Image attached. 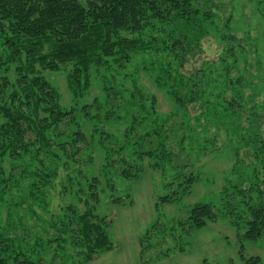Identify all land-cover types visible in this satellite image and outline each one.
<instances>
[{"label": "rangeland", "instance_id": "obj_1", "mask_svg": "<svg viewBox=\"0 0 264 264\" xmlns=\"http://www.w3.org/2000/svg\"><path fill=\"white\" fill-rule=\"evenodd\" d=\"M196 3L200 9H210L214 19L200 27L205 28L208 36L201 41L203 53L183 63L177 74L174 72L181 59L169 51L135 52L123 68L94 71L89 88L81 97L74 98L66 83L65 69L38 70L55 88L60 107H75V118L81 128L94 132L93 144L103 139L106 132L117 148L123 142L127 127L139 121L150 129H159V139H150L148 148L164 143L152 156L137 157L131 147L123 150L122 155L127 160L122 167L131 164L136 167L130 169L132 176L128 178L116 172L119 161H114L116 169L113 166L110 172L103 174L102 169L107 167L97 144L94 150L89 146L81 154H72L69 158L61 156L63 162L68 161L64 168L58 167L57 176L47 187V200L41 195L31 202L25 179L17 182L14 177L0 185L1 224L16 228L19 235L38 234L46 240L55 235L43 231V226L54 218L51 216L58 215L62 205L77 202L73 194L75 186L70 189L71 184L78 180L83 187L84 182L97 178L99 201L94 204V211L110 221L107 235L111 248L85 261L77 258L74 248L67 245L63 258L57 259L55 264L66 261L65 264H241V253L244 257L258 256L260 264H264V238L242 239L239 230L222 215V202L227 197L225 193L231 194L232 185L246 189L249 184H257L259 189L264 188V0H196ZM217 28L241 38L245 48V53L236 51L234 66L251 81V90L243 88L241 92L239 100L244 110L239 116L227 112L225 101L220 100V97L226 101L232 99L229 90L220 92L225 78L220 71L205 75L204 81L199 79L197 86L204 92L196 96L198 104L186 102L187 110L172 96L177 93L187 99L186 77L202 65V61L215 62L222 47L220 38L215 37ZM13 68L11 65L7 71L11 77H14ZM106 85L119 93L114 102L116 106L109 117L106 116L109 108L104 107L98 111V118L90 121L84 117L81 106L94 98L106 105ZM249 92L256 94L250 97ZM253 103L255 107L249 111ZM102 107L103 104H99V109ZM91 111L96 112L95 108ZM252 111L256 113L253 114L255 122L249 121ZM113 157L112 160L117 159L116 155ZM6 162L8 160L2 163L4 168ZM67 167L70 168L66 171ZM74 169L79 172L76 177ZM137 170L140 171L134 175ZM182 175L192 178L187 194L176 202L161 204L159 198L172 189L170 182L176 183ZM69 189L71 192L65 191ZM235 199L234 205L238 208L239 199ZM200 202L213 205L217 218L200 229L184 233L176 225L182 210ZM81 206L79 204V208ZM155 223L164 224L167 232L159 231L150 237L141 257L139 240ZM33 239L30 238L31 242ZM52 244L45 247L46 259L55 252V244ZM162 252L166 255L162 256Z\"/></svg>", "mask_w": 264, "mask_h": 264}, {"label": "trees", "instance_id": "obj_2", "mask_svg": "<svg viewBox=\"0 0 264 264\" xmlns=\"http://www.w3.org/2000/svg\"><path fill=\"white\" fill-rule=\"evenodd\" d=\"M213 19L210 9H200L196 0H0V185L14 177L17 182L25 179L31 202L41 195L47 200V187L57 176L58 167L64 168L68 161L63 162L61 156L69 158V155L81 154L89 146L94 150L96 144L103 151L107 167L102 169L103 174L110 172L114 161H119L120 166L117 169L114 166L116 172L131 177L130 169L136 167L134 164L122 167L127 160L122 151L131 147L137 157L152 156L164 145L162 142L153 149L147 147L150 139H159V129H150L139 121L127 127L119 147L114 148L106 132L103 139H97L93 144L94 132L88 133L81 128L75 118V107H60L55 88L38 70L65 69L66 83L74 98L81 97L89 88L94 71L123 68L135 52L169 51L181 59L174 72L177 74L183 63L203 53L201 41L208 36L205 28L200 27L205 22L212 23ZM219 31L217 28L215 37L220 38L222 47L215 62L202 61V65L186 77L187 99L177 93L172 96L184 109L189 103L198 104L196 96L204 92L197 86L199 79L204 81L205 75L220 71L225 77L220 92L227 89L232 93L231 100L221 97L220 100L225 101L227 112L239 116L238 113L244 110L239 100L241 92L243 88L251 90V81L234 66L236 51L245 53V48L241 38L228 31ZM11 65H14V77L7 74ZM108 85L104 86L106 105L94 98L91 103L81 106V112L90 121L97 119L98 111L104 107L109 108L106 114L109 117V112L116 106L114 102L119 93ZM204 85L207 86L206 82ZM254 94L249 92L248 95ZM99 104H103L101 109ZM254 107L255 103L249 111ZM251 113L249 121L255 122L253 114L256 113ZM114 155L116 160H112ZM4 160H8L6 168L2 166ZM74 171L76 177L79 172ZM182 176L176 183L170 182L172 189L159 198L161 204L176 202L187 194L192 178ZM73 185L77 202L62 205L60 213L51 216L54 217L51 222L43 226L44 234H55L53 238L44 240L38 234L33 237L19 235L16 228L4 227L0 221V264H55L57 259L63 258L67 245L74 248L77 258L90 261L111 248L107 235L110 221L94 211V204L99 201L97 178L84 182L83 187L77 180L70 189ZM231 188L230 195L225 193L222 215L239 230L242 239L264 238V188L259 189L257 184H249L246 189L235 185ZM70 189L65 191L71 192ZM235 197L239 199L238 208L234 205ZM79 204H82L81 208ZM216 218L213 205L200 202L183 209L176 225L188 234ZM155 224L139 240L141 257L150 237L159 231L167 232L164 224ZM30 238H34L32 242ZM52 243L55 252L46 259L45 247ZM165 255L162 252V256ZM241 257V264H260L258 256L244 257L241 253ZM65 263L67 261L56 264Z\"/></svg>", "mask_w": 264, "mask_h": 264}]
</instances>
